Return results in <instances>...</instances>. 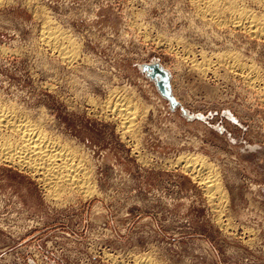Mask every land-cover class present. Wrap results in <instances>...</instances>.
<instances>
[{"label":"rangeland","instance_id":"1","mask_svg":"<svg viewBox=\"0 0 264 264\" xmlns=\"http://www.w3.org/2000/svg\"><path fill=\"white\" fill-rule=\"evenodd\" d=\"M194 6L0 0V103L78 151L90 183L55 195L1 161L0 264H264V39ZM46 19L73 41L72 63L39 37ZM231 54L260 82L222 66ZM119 97L137 110L131 132L108 109ZM193 157L219 200L182 167Z\"/></svg>","mask_w":264,"mask_h":264},{"label":"bare ground","instance_id":"2","mask_svg":"<svg viewBox=\"0 0 264 264\" xmlns=\"http://www.w3.org/2000/svg\"><path fill=\"white\" fill-rule=\"evenodd\" d=\"M190 2L196 6V10L201 15L200 20L202 17L208 19V22L211 20L213 23H220L221 25H224V23H227L226 25L231 24L232 27L242 30L252 37L264 39V0H250L249 3L254 8H250V6L244 5L238 0H190ZM201 21L204 22V20ZM43 24V30L39 36L43 43L64 62L72 63L76 56L73 41L56 26H52L48 20L44 21ZM219 56L217 58L215 56V58L218 59ZM203 60L206 62L204 58ZM224 62L227 64V69L244 74L249 83L258 82L259 79H257L258 76L255 70L251 66L242 63L237 56L228 55L222 60V63H219L222 65ZM197 65L194 62V67H198ZM200 68L202 69V67ZM130 102L119 97L108 102L109 106L106 104L111 113L119 118L118 122H121L124 132H131L135 127L133 118L137 110ZM72 149L74 150V148ZM72 149L46 132L40 121L29 119L26 114H23L16 107L0 103V162L12 163L39 178L51 194H61V192L67 190L72 191L74 188H81L87 193L89 192L90 183H88V171L83 163L84 157L78 155V151L75 152L76 150L73 151ZM202 159L194 157L188 160L185 159L181 161L182 167L191 172L192 176L198 178L210 201L219 200L223 194L219 181L210 166L204 163ZM136 263L151 264L148 261Z\"/></svg>","mask_w":264,"mask_h":264},{"label":"water","instance_id":"3","mask_svg":"<svg viewBox=\"0 0 264 264\" xmlns=\"http://www.w3.org/2000/svg\"><path fill=\"white\" fill-rule=\"evenodd\" d=\"M149 69L152 71L149 75L151 78L156 80L157 87L161 94L166 97L174 105L172 97L167 92L168 79L166 74L160 70L157 66H150Z\"/></svg>","mask_w":264,"mask_h":264}]
</instances>
